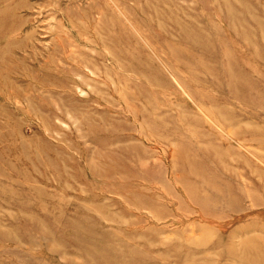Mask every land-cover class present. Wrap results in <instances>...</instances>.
Returning a JSON list of instances; mask_svg holds the SVG:
<instances>
[{"label":"rangeland","instance_id":"obj_1","mask_svg":"<svg viewBox=\"0 0 264 264\" xmlns=\"http://www.w3.org/2000/svg\"><path fill=\"white\" fill-rule=\"evenodd\" d=\"M0 264H264V0H0Z\"/></svg>","mask_w":264,"mask_h":264}]
</instances>
